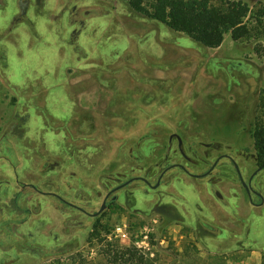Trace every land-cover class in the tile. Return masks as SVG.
<instances>
[{"label":"rangeland","instance_id":"rangeland-1","mask_svg":"<svg viewBox=\"0 0 264 264\" xmlns=\"http://www.w3.org/2000/svg\"><path fill=\"white\" fill-rule=\"evenodd\" d=\"M226 1L253 10L250 34L209 48L123 0H0V264H111L119 224L155 225L145 264H264V206L228 159L135 181L98 217L76 207L175 162L202 174L230 154L245 179L264 164V0Z\"/></svg>","mask_w":264,"mask_h":264},{"label":"trees","instance_id":"trees-1","mask_svg":"<svg viewBox=\"0 0 264 264\" xmlns=\"http://www.w3.org/2000/svg\"><path fill=\"white\" fill-rule=\"evenodd\" d=\"M136 12L167 24L171 28L188 33L197 42L218 48L225 34L231 33L234 40L250 34L247 19L254 14L243 1H226L223 6H213L211 0H123ZM264 10L256 20L262 22ZM259 159L264 163V129L256 133ZM111 264H145V255L136 245L114 246L106 243ZM225 264V263H221Z\"/></svg>","mask_w":264,"mask_h":264},{"label":"flooded vegetation","instance_id":"flooded-vegetation-1","mask_svg":"<svg viewBox=\"0 0 264 264\" xmlns=\"http://www.w3.org/2000/svg\"><path fill=\"white\" fill-rule=\"evenodd\" d=\"M17 128H18V126H17ZM15 131H16L15 136L17 137L18 136L17 129ZM174 138L177 139V142L178 143H177L176 146H177L178 150L180 151V153L185 158L189 159V157L183 151V145H184L185 142L183 140H180L179 137L176 134H174L173 136L170 137V140H169L168 144L171 147L174 146L175 145V139ZM206 146H207V148L213 147V145H210V144H206ZM222 159H228L234 165L235 171H236V176L239 179V181H240V183L242 185V188L245 191V193H246V195L248 197V200H249V203L251 204V206H253L255 208H261V207H263L264 206V193H263V191H261L259 189V187L256 186V183L255 182L257 181L258 175L264 170V164H261L249 176L248 179L247 178L245 179L244 178V174H243L241 168L239 167L238 163L236 162V160L230 154H223V155H221V156H219L217 158V160L214 162V164L205 173H202V174L192 173L190 171L189 167L183 165L182 163L175 162V163H171L168 167H166L162 171H160V173L158 175V178H157V181H156L155 184H153L150 181V179H149L150 176L147 177L145 175H134V176L128 178V181L131 180L128 185L124 186L121 189H118V190H115L114 191V189H116L120 185L124 184L125 183L124 182V183H122L120 185H117L112 190H110V191L107 192V194H106V196H105V198L103 200V203L106 200V208L105 209H107L110 205L113 204L114 201H116L118 199V193L121 190H123L125 188H128V186H130L135 181H142L147 186L151 187L154 190H157V189H159L164 184L165 177L167 176V174H169L173 169H176V168L181 169L183 171V174L189 175L192 178H195L196 180L206 179L207 177H209V176H211L213 174L214 170L217 169V167L219 166V164H220V162H221ZM212 167H213V169H212ZM244 182L247 185V187L244 185ZM208 184H209V188L210 189H212L213 187H216L217 186L216 181L213 182V183H208ZM33 188H35L38 192L40 191L35 186ZM42 193H44V192H42ZM215 194H216V198L217 199H219L220 201H224L225 196L222 195L219 191H216ZM215 194H213V195L215 196ZM64 202L65 203H69V202H66V201H64ZM103 203H102V205H103ZM69 204H71V203H69ZM76 207L79 208L81 211L87 213L88 215L95 216V217L100 216L104 212V210H105L104 209L100 214L96 215L100 210L98 212H95V213H88L85 210H83L81 207H79V206H76ZM195 218L197 220L198 219V216L196 215ZM208 227L212 230L211 232H214L215 229H214L213 226L211 227V225L210 226L208 225Z\"/></svg>","mask_w":264,"mask_h":264},{"label":"built area","instance_id":"built-area-1","mask_svg":"<svg viewBox=\"0 0 264 264\" xmlns=\"http://www.w3.org/2000/svg\"><path fill=\"white\" fill-rule=\"evenodd\" d=\"M156 222L158 221L155 220V224ZM154 226L155 225L145 224L139 233L133 235L129 231L126 224H119L115 226L110 237L114 236L121 244L124 245L129 246L134 243V245H136L139 249L146 250V253H148L151 250L150 237L154 233ZM132 235L136 238L134 242ZM150 254L153 255V253Z\"/></svg>","mask_w":264,"mask_h":264},{"label":"water","instance_id":"water-1","mask_svg":"<svg viewBox=\"0 0 264 264\" xmlns=\"http://www.w3.org/2000/svg\"><path fill=\"white\" fill-rule=\"evenodd\" d=\"M212 169H213V167H212ZM212 169H211V170H212ZM259 170H260V169H259ZM130 181H131V180L125 182V183L122 184V185H120L119 187H117L116 189H114V191H115V190H118V189H121V188H123L124 186L128 185V184L130 183ZM244 185L247 187V185L245 184V182H244ZM105 208H106V200L104 201V203H103V205H102L100 211H99L96 215L100 214Z\"/></svg>","mask_w":264,"mask_h":264}]
</instances>
